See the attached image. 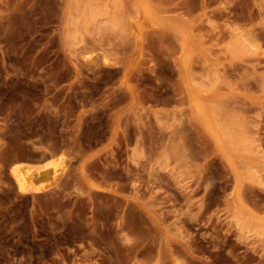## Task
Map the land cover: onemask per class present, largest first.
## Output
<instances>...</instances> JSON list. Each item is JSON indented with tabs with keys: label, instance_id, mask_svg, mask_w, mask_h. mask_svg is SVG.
<instances>
[{
	"label": "rangeland",
	"instance_id": "1",
	"mask_svg": "<svg viewBox=\"0 0 264 264\" xmlns=\"http://www.w3.org/2000/svg\"><path fill=\"white\" fill-rule=\"evenodd\" d=\"M149 1L160 21L139 47L123 16L82 23L75 48L66 0H0V264H264V232L230 204L238 188L264 218V0ZM184 44L187 87L253 149L220 148L194 117ZM60 153L57 187L15 191L11 164Z\"/></svg>",
	"mask_w": 264,
	"mask_h": 264
},
{
	"label": "bare ground",
	"instance_id": "2",
	"mask_svg": "<svg viewBox=\"0 0 264 264\" xmlns=\"http://www.w3.org/2000/svg\"><path fill=\"white\" fill-rule=\"evenodd\" d=\"M65 7L66 8H64L65 9L64 14H65V21H66L65 25H66V27L65 26L64 27L66 28V32H65V34L63 33V35L65 36L64 40H66V42L69 43L70 45L74 44V43L75 44L79 43V45H80V42L83 40L84 32H86V31H84V30H83V32L81 31L82 30V28H81L82 23H85L86 30H90L92 28L93 32L98 31V30L102 31L103 27L105 28L104 25L106 23L107 24L111 23L112 26L114 24L116 25L118 23V21H121V18H123V16H124L123 11L121 12L120 9H118L116 0H66V6ZM133 13L134 14L132 16H124V19H122V20L125 21L124 25H125V28L128 32V35L132 36L133 41L139 47L142 43V39L144 37L145 30L148 28L154 27L155 24L160 21V19H159L158 15L155 14L154 11L151 9V4H150L149 0H135ZM122 23H124V22H122ZM124 25L122 24V26H124ZM92 30H90V31H92ZM103 31H104V29H103ZM93 32H91V33H93ZM96 33H98V32H96ZM102 34H104V33H102ZM99 35L98 34L96 35L97 38L99 37ZM91 37L93 39V35H91ZM101 38L103 39V37H101ZM91 41H93V40H91ZM100 41L101 40L99 39L98 42L100 43ZM103 41H105V40L103 39ZM93 42H92V44H93ZM82 43H83V41L81 42V44ZM101 43H100V45H101ZM97 45L99 46V44H97ZM105 45L106 44H104V46ZM101 46H99V48L98 47H96V48H98V50H99L101 48ZM74 47L76 48V45ZM77 47H78V45H77ZM81 47H83V46H81ZM88 47H91V46L89 45ZM105 47H107V46H105ZM233 48H234V46L233 47L230 46L228 48V52L233 54L235 52V48L234 49ZM85 49H88V48H85ZM107 49L108 48H106V51H107ZM72 50H73V48H72ZM94 50L92 52L95 54ZM98 50H95L96 51L95 56H97ZM104 50H105V48H104ZM76 51L74 50L72 52L74 53ZM101 51H103V49ZM101 51H98V52H101ZM83 52H85V51H83ZM91 53H89L90 55L88 54L87 55L88 57H86V58H91V56H92ZM191 55H192V47L184 44L183 54L181 57L182 63L181 62L180 63L182 65H184V69H185L184 74L182 75V73H181V75L183 76L182 78H184L185 85L186 84L188 85V81H189V77H190L187 65L189 63L188 60H190ZM81 56L82 55H80L79 57L81 58ZM99 59H100V57H99ZM101 59L105 65H112L111 57L108 56L106 54V52H104V51L101 52ZM86 61H88V59ZM189 82H191V80ZM125 84L127 85L126 86L128 89L127 91H129L134 96L135 92L132 90L129 83L125 82ZM187 85H186V87H187ZM190 85L187 87L188 93L186 91V94H188L187 95L188 96L187 97L188 102H189L188 104L191 106L194 117H196V119L200 122V124H202L203 128L209 133V135L213 138L215 143L222 149L224 148V145L226 144L227 140H229V146H233L236 150H238V149L242 150L243 147L246 150L249 148H252V147H249L250 141L248 142L247 140H244V142L242 141L239 143L238 141L234 140L235 136H231L229 134L227 135V133L224 130V127L222 125H220L216 119L217 113L213 109V107L211 105L212 103H210L211 101H209L210 97H208L209 99L206 97L207 91L205 89H202L203 87L201 88L200 84L199 85L192 84L191 86ZM187 89L185 88V90H187ZM177 134H179V136ZM174 135L175 136L177 135L178 138L180 137V133L178 131L175 132L172 135V137ZM170 137H169V139L172 140V138H170ZM254 149L256 150L257 146L254 147ZM2 154L3 153L1 151L0 156ZM67 164H68V157L64 153H60L57 156L50 157L49 159L43 161L42 163H39V162L38 163H31V162H27V161L26 162H18L17 161L16 163H13L8 167L7 173H8V176H10V178H11L10 180L13 184V187L18 194H20L22 196H25V195L35 196L37 194H42V193H46L48 191H51L52 189L57 187L61 177L63 176V173L66 169ZM249 166L251 168L254 167V165H252V164ZM0 167H3V166L0 165ZM2 169H4V168H2ZM2 169L0 170V172H1L0 174H2V172L5 173L4 172L5 170L2 171ZM230 204L234 208L235 212L234 211L233 212L235 213L237 220H242L244 218H248L249 223H250L249 228L251 231L252 230L254 231L253 233H255L256 235H261L264 232V218L258 217L256 215L250 213L247 210V208L243 202V199H242V194L240 193L238 188L236 190H234Z\"/></svg>",
	"mask_w": 264,
	"mask_h": 264
}]
</instances>
